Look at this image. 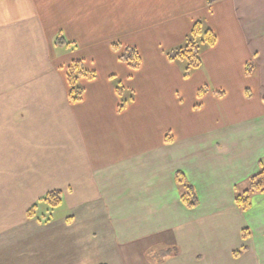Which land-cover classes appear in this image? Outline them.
I'll return each mask as SVG.
<instances>
[{
    "label": "crops",
    "instance_id": "obj_1",
    "mask_svg": "<svg viewBox=\"0 0 264 264\" xmlns=\"http://www.w3.org/2000/svg\"><path fill=\"white\" fill-rule=\"evenodd\" d=\"M197 22L217 43L202 48V67L186 78L167 54ZM59 35L73 45L56 44ZM125 47L138 50V70L120 60ZM74 61L96 73L80 80L76 104L66 76ZM199 99L212 119L193 110ZM263 134L264 0H0V264L53 258L54 222L38 211L55 190L64 220L89 228L79 236L96 246L174 250L167 264L192 246L199 220L232 214L242 240L244 230L253 238L241 257L255 252L249 264H264V194L247 212L235 201L260 171ZM177 172L196 189L194 210L180 199Z\"/></svg>",
    "mask_w": 264,
    "mask_h": 264
},
{
    "label": "rangeland",
    "instance_id": "obj_2",
    "mask_svg": "<svg viewBox=\"0 0 264 264\" xmlns=\"http://www.w3.org/2000/svg\"><path fill=\"white\" fill-rule=\"evenodd\" d=\"M250 92L252 91L250 90L248 95H250ZM220 93L222 92L218 91L215 96L218 99H223ZM126 97L127 95L124 96V98ZM203 103L204 100L199 99L197 104L193 105V110L195 111L196 109V114L200 112L199 118L201 120L205 117L212 119V110L207 109V105H203ZM214 120L216 121V119ZM260 136H264V134ZM245 147L246 146L242 148ZM262 161L264 162V158ZM37 208L38 206L34 205L29 211L34 210L33 214L35 216ZM51 209L53 208L50 205L44 203L38 211V217H40L42 221L45 220V222L48 223L47 221L51 220V222H54L53 230L55 232L53 235L54 242L49 244V251L53 250L54 252L53 258L42 259L40 264H49V261L50 264H143L141 260L144 259L145 255L150 263L154 264L152 259L150 260L148 252L127 253L122 250L118 251L113 248L96 246L97 242L96 240L92 241L91 236H79L80 234L88 233L89 228L87 232L86 230H82L80 223H74L75 221L71 219L64 220L65 217L69 216L65 205L59 206L53 210ZM29 211L28 216L30 217ZM63 223L66 225H63ZM242 226V221L232 214L222 215L213 220H199L198 235L196 237L194 236L195 238L193 237L190 243L187 242L192 246L187 247V245H184L180 258L175 261L173 260V262H168L167 264H249L250 262H254V260H257L255 252L244 255L241 257V260H236L232 257V254L236 250L242 249L241 247L243 245L247 244L250 247L253 243V238L248 239L249 243L242 240ZM66 227L68 230H66ZM49 230H51V227ZM63 231L68 233L61 236ZM178 239L179 235H176L175 240ZM43 242L44 238L40 236V246ZM169 247L171 248L172 246ZM43 251H46V248ZM173 253L174 252L171 251L169 255H174ZM168 258L169 257H163L164 264H166Z\"/></svg>",
    "mask_w": 264,
    "mask_h": 264
},
{
    "label": "trees",
    "instance_id": "obj_3",
    "mask_svg": "<svg viewBox=\"0 0 264 264\" xmlns=\"http://www.w3.org/2000/svg\"><path fill=\"white\" fill-rule=\"evenodd\" d=\"M215 0H208V5H212ZM217 43V36L215 33L206 28L202 22H197L190 35L187 38L185 46L175 49L167 54L168 59L171 61H180L185 65L184 76L188 78L191 73L202 67V58L201 50L202 47L208 46L213 47ZM56 44L63 46H72L73 44L68 42L62 35H59L56 39ZM113 48L116 51L122 49L120 43L113 44ZM120 60L128 64L133 70H138L142 65V58L138 50L134 47H125L121 53ZM254 64L249 63L246 66V73L249 75L253 71ZM67 83L69 87V100L76 104L83 100L85 90L80 85V80L86 78L93 80L96 78V73L86 69L82 61H74L70 64L67 70ZM118 94L122 97L123 90L121 87H118ZM222 95V93H220ZM124 101L122 106L124 107ZM169 137L167 136V143L169 142ZM176 183L180 190V199L183 205L189 209L194 210L199 206V198L196 192V189L191 185L185 174L183 172L176 173ZM254 194H264V162H260V171L250 177L246 182V185L243 189L236 191L235 201L238 208L247 212L252 208V197ZM44 202L48 203L53 209L61 206L62 204V193L59 190L52 191L47 194L43 199ZM33 211H29L30 217H33ZM244 240H248L250 235L248 231H243ZM173 249V248H172ZM248 247H243L242 249L234 252V257L236 259L240 258L245 252H247ZM174 251L171 249L163 250L160 252H154V254H149L150 258L155 257L158 262L156 264L163 263V257L169 256L170 252ZM175 251H177L175 249ZM153 253V252H152ZM177 253V252H176Z\"/></svg>",
    "mask_w": 264,
    "mask_h": 264
}]
</instances>
